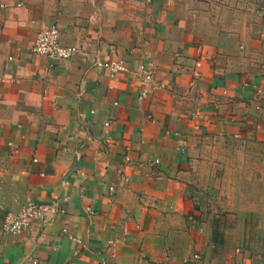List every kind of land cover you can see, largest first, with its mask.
Here are the masks:
<instances>
[{"label":"crops","instance_id":"obj_1","mask_svg":"<svg viewBox=\"0 0 264 264\" xmlns=\"http://www.w3.org/2000/svg\"><path fill=\"white\" fill-rule=\"evenodd\" d=\"M31 258L264 264V0H0V264Z\"/></svg>","mask_w":264,"mask_h":264},{"label":"built area","instance_id":"obj_2","mask_svg":"<svg viewBox=\"0 0 264 264\" xmlns=\"http://www.w3.org/2000/svg\"><path fill=\"white\" fill-rule=\"evenodd\" d=\"M31 51L32 53L47 56L52 59L67 60L73 57L78 49L72 45L62 44L60 41V29L56 24H52L43 27L38 32ZM95 66L98 68H106L114 75L129 71L128 63L113 52L106 60H97ZM141 96L146 98V92L142 93ZM48 210L55 211L51 206L29 199L21 206L18 212L6 214L2 229L7 233L21 232L32 220L39 218ZM22 264H45V262L37 258H31ZM234 264H248V262L239 261Z\"/></svg>","mask_w":264,"mask_h":264}]
</instances>
